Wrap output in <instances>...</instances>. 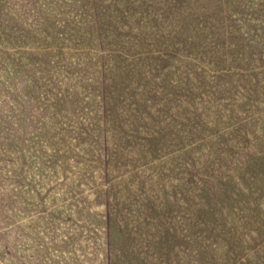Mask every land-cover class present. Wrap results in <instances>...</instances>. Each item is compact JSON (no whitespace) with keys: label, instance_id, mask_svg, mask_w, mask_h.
I'll return each mask as SVG.
<instances>
[{"label":"rangeland","instance_id":"obj_1","mask_svg":"<svg viewBox=\"0 0 264 264\" xmlns=\"http://www.w3.org/2000/svg\"><path fill=\"white\" fill-rule=\"evenodd\" d=\"M0 264H264V0H0Z\"/></svg>","mask_w":264,"mask_h":264}]
</instances>
